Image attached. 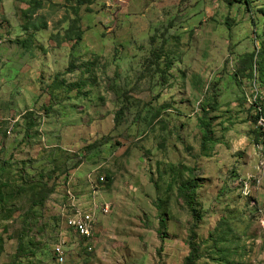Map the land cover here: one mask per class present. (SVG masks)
Masks as SVG:
<instances>
[{
	"label": "rangeland",
	"instance_id": "374dc122",
	"mask_svg": "<svg viewBox=\"0 0 264 264\" xmlns=\"http://www.w3.org/2000/svg\"><path fill=\"white\" fill-rule=\"evenodd\" d=\"M79 1L0 0V264H264V0Z\"/></svg>",
	"mask_w": 264,
	"mask_h": 264
},
{
	"label": "trees",
	"instance_id": "16d2710c",
	"mask_svg": "<svg viewBox=\"0 0 264 264\" xmlns=\"http://www.w3.org/2000/svg\"><path fill=\"white\" fill-rule=\"evenodd\" d=\"M83 0L79 1V5L82 3ZM40 2L36 1V4L33 6V8H31L29 10V12H32L33 10H35L36 8H38L40 6ZM245 4L248 6L250 5L249 1L246 0ZM259 14L263 17L264 19V1H263V5L261 6L260 10H259ZM76 36L78 37V39L81 38V33L77 32ZM241 67L239 72H249L247 75H252L253 72V68L255 67L256 71H259L261 73V77H264V40H262L261 46L259 47V49L253 51L252 53H248L245 54L242 57L241 60ZM256 117L254 118L255 123H256ZM209 126L210 123L208 122L207 124H205V128H204V134H205V140H208L209 138ZM258 132V131H257ZM257 143L259 142V136L258 139L256 141ZM103 176H100L99 178H101ZM105 179V178H104ZM45 186V185H44ZM196 187H198V181L197 179H192L190 184L188 186H184L181 187L179 189V192L181 194V196L183 197L184 201L186 202L187 206L189 207V209L191 210V212L193 213V215L196 213V210L194 209L193 206V188L195 189ZM51 191V189H50ZM9 194V192H8ZM3 198V197H2ZM70 199V197H68ZM161 222H164L163 219H161ZM194 233H192V235L190 236L189 239V254L185 259L184 264H194V262H196L198 259H200V251L198 248V244L194 241ZM159 236L161 239H164L165 236L162 233L161 230H159ZM19 257L18 253L15 255V259L17 260Z\"/></svg>",
	"mask_w": 264,
	"mask_h": 264
},
{
	"label": "built area",
	"instance_id": "2783aa9c",
	"mask_svg": "<svg viewBox=\"0 0 264 264\" xmlns=\"http://www.w3.org/2000/svg\"><path fill=\"white\" fill-rule=\"evenodd\" d=\"M256 109L258 110L256 118V128L263 130L262 138L264 139V110L261 106H256ZM98 181H104V177L99 178ZM69 197H72L70 193ZM73 200L74 199H72L71 201ZM71 204L73 205V202ZM72 207L73 211L67 217L66 225L68 226V228L72 229L81 239L87 242L93 241L96 236L98 220L95 217V214L87 211H82L80 208H77L75 206ZM109 212L110 206H104L103 213L108 214ZM65 244H67V240L63 238V240L59 241L53 249V257L57 264H64L67 260V249L65 248ZM89 249L92 250V247H90Z\"/></svg>",
	"mask_w": 264,
	"mask_h": 264
}]
</instances>
